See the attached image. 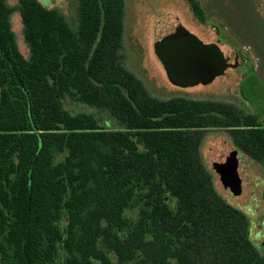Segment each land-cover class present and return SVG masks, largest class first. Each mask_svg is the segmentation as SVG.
Instances as JSON below:
<instances>
[{
	"label": "trees",
	"instance_id": "1",
	"mask_svg": "<svg viewBox=\"0 0 264 264\" xmlns=\"http://www.w3.org/2000/svg\"><path fill=\"white\" fill-rule=\"evenodd\" d=\"M74 1L75 29L37 0H0V264H264L199 153L220 129L264 171L259 116L151 96L125 66L123 0ZM185 1L206 24L199 1ZM65 99L122 129L72 115Z\"/></svg>",
	"mask_w": 264,
	"mask_h": 264
},
{
	"label": "rangeland",
	"instance_id": "2",
	"mask_svg": "<svg viewBox=\"0 0 264 264\" xmlns=\"http://www.w3.org/2000/svg\"><path fill=\"white\" fill-rule=\"evenodd\" d=\"M42 6L56 9L75 29L78 5L74 0H37ZM206 15V24L199 23L185 0H123L125 6L124 50L126 68L138 77L149 94L161 100L181 97L192 100H214L230 103L247 113L257 114L264 124V0H198ZM14 5L15 0H8ZM177 16L181 25L203 43L216 44L235 69L206 86L182 89L170 84L161 63L153 53L155 28L167 15ZM12 30L20 52L27 48L17 13L11 17ZM64 108L72 115L93 114L101 127L121 130L117 122L104 112L65 99ZM230 146L240 154L238 177L241 194L234 197L222 184L213 155L218 147ZM204 166L211 173L220 196L248 218L250 236L255 245H264V171L232 144L226 132L210 129L199 148Z\"/></svg>",
	"mask_w": 264,
	"mask_h": 264
},
{
	"label": "water",
	"instance_id": "3",
	"mask_svg": "<svg viewBox=\"0 0 264 264\" xmlns=\"http://www.w3.org/2000/svg\"><path fill=\"white\" fill-rule=\"evenodd\" d=\"M153 53L171 85L187 89L206 86L238 66L230 62L213 43L201 42L186 30L174 14L167 15L155 28ZM240 154L230 146L218 147L213 161L225 189L240 196L238 177Z\"/></svg>",
	"mask_w": 264,
	"mask_h": 264
},
{
	"label": "crops",
	"instance_id": "4",
	"mask_svg": "<svg viewBox=\"0 0 264 264\" xmlns=\"http://www.w3.org/2000/svg\"><path fill=\"white\" fill-rule=\"evenodd\" d=\"M202 7V6H201Z\"/></svg>",
	"mask_w": 264,
	"mask_h": 264
}]
</instances>
